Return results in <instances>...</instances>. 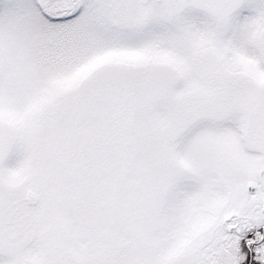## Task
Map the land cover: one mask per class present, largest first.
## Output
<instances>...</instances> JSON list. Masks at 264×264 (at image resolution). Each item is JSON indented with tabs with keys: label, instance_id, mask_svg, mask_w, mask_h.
<instances>
[{
	"label": "snow or ice",
	"instance_id": "snow-or-ice-1",
	"mask_svg": "<svg viewBox=\"0 0 264 264\" xmlns=\"http://www.w3.org/2000/svg\"><path fill=\"white\" fill-rule=\"evenodd\" d=\"M0 264H264V0H0Z\"/></svg>",
	"mask_w": 264,
	"mask_h": 264
}]
</instances>
